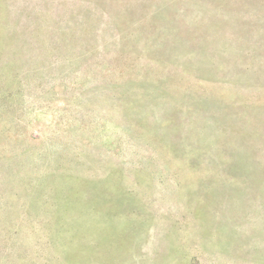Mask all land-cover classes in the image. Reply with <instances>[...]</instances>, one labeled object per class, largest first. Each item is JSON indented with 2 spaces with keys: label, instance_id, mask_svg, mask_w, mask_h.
I'll use <instances>...</instances> for the list:
<instances>
[{
  "label": "rangeland",
  "instance_id": "1",
  "mask_svg": "<svg viewBox=\"0 0 264 264\" xmlns=\"http://www.w3.org/2000/svg\"><path fill=\"white\" fill-rule=\"evenodd\" d=\"M0 264H264V0H0Z\"/></svg>",
  "mask_w": 264,
  "mask_h": 264
}]
</instances>
